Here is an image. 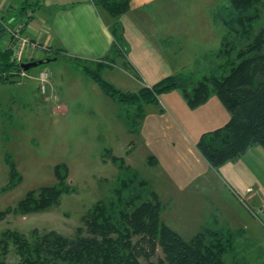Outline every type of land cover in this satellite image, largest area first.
Here are the masks:
<instances>
[{
	"label": "rangeland",
	"instance_id": "rangeland-1",
	"mask_svg": "<svg viewBox=\"0 0 264 264\" xmlns=\"http://www.w3.org/2000/svg\"><path fill=\"white\" fill-rule=\"evenodd\" d=\"M227 3L228 0H170L169 9L165 11L171 34L164 44L168 55L161 53L154 27L149 22L143 25L148 17L135 5L126 23L132 33L126 55L113 61L103 60L106 67L100 74L124 91L150 86L159 78L157 76L190 75L197 81L210 74L219 62L214 54L225 31L221 23L213 22L212 13ZM257 7L259 17L252 27L251 37L264 26V0H258ZM25 13L24 19L18 22L17 8L0 5V24L2 20L5 22V26L1 24L5 38L0 48L8 45L14 53L18 51L20 33L14 36L10 29L14 28L13 23L22 25L30 21L31 12ZM30 51L41 54L38 58L50 53L37 43L34 47L25 45L23 62L38 59L28 57ZM82 64L92 65L93 62L68 54L32 67L26 75L16 71L1 74L6 81L0 80V237L5 229L26 235L33 229H55L72 235L81 225L80 217L93 203L110 198L121 176L136 173L159 195L163 204L161 221L184 239L200 229L207 216L215 215L221 226L244 228L233 252L237 254L238 264H263L264 227L236 200L230 187L220 182L222 179H218L215 172L217 168L194 173L193 167L190 170L183 167L192 162L193 155L200 157L193 149L199 138L196 127H188L182 120L191 113V108L187 104L181 108L174 101L172 105L164 101L167 111H158L150 104L144 106L148 115L146 121L149 120L144 124H158L156 128L161 132L171 130L179 148L186 150L175 155L176 161H170L167 171L163 164L150 163L152 146L149 147L142 135L126 130L117 117V104L82 71ZM157 68L161 75L156 73ZM43 70L49 75L45 93L40 92L36 78ZM151 111L154 112L151 114ZM171 116L177 121L176 127L171 124ZM255 147L261 155L258 152L256 157L246 156L248 159L242 160L254 175L249 186L264 197V149ZM112 155L122 159V173L118 163L111 160ZM56 166L66 169L68 186L59 201L26 214L14 211L28 192L57 184ZM179 177L184 181L179 182ZM217 181L222 186L219 192L215 187ZM155 255H161L158 248ZM224 259L226 264H237L233 254H226ZM6 261L19 264L12 245Z\"/></svg>",
	"mask_w": 264,
	"mask_h": 264
},
{
	"label": "trees",
	"instance_id": "trees-1",
	"mask_svg": "<svg viewBox=\"0 0 264 264\" xmlns=\"http://www.w3.org/2000/svg\"><path fill=\"white\" fill-rule=\"evenodd\" d=\"M129 1L94 0L95 5L114 19L109 26L113 37L111 54L92 65H81L82 71L117 104V117L126 130L138 133L144 106L157 103L161 93L178 88L190 108L215 95L229 113L223 126L203 132L197 140V149L211 167L218 168L239 157L249 147L257 145L264 149V26L250 36L259 17L258 0H228L227 5H221L212 13L213 22L221 23L225 31L214 54L219 62L210 74L197 81L190 75H168L137 91H124L104 79L100 72L106 67L103 60L113 61L127 52L118 18L128 10ZM38 7L37 2L20 5L18 19ZM1 24L5 26L3 20ZM1 24L0 42L5 38ZM57 56H65L64 51L53 49L42 58ZM11 57V48H0L2 82L6 81L2 73L22 70L21 63L11 61ZM149 159L150 163H156L153 155ZM111 160L118 163L122 173V159L112 155ZM55 172L57 184L28 192L14 211L26 214L57 203L68 186L65 184L66 169L56 166ZM134 174L136 176H121L110 198L93 203L80 217L81 225L72 235L55 229H33L29 235L3 230L0 264H8L6 257L10 245L19 264H226V254H233L238 264L237 254L233 252L237 239L243 236L242 230L213 221L184 239L161 221L163 204L158 194L148 187L146 179ZM157 248L160 256L155 255Z\"/></svg>",
	"mask_w": 264,
	"mask_h": 264
},
{
	"label": "crops",
	"instance_id": "crops-1",
	"mask_svg": "<svg viewBox=\"0 0 264 264\" xmlns=\"http://www.w3.org/2000/svg\"><path fill=\"white\" fill-rule=\"evenodd\" d=\"M32 2H37L39 7L31 12L30 21H26L22 29V33L25 37L32 42L49 50L61 49L64 51V55L67 56L69 54L84 62H94L111 54L113 37L109 30V26L113 23L114 19L102 7L95 5L94 0H0V5L2 7L6 6V8H17L20 5ZM135 5H138L146 14L145 16L148 17L147 21H143V25L149 22L154 27L156 34L155 39L160 46L161 53L168 55L165 51L166 47L164 44L171 34L170 30L167 29L169 28L170 21L169 19H165V11L167 7L169 9L168 5H170V0L129 1L128 10L118 18L123 28L122 38L127 46L132 43L129 37L132 33L128 30V24L126 23ZM151 18H153V20H151ZM22 19L24 18L21 17L18 21ZM27 55L28 57L37 58L41 56V54L36 55L32 53V51L27 52ZM167 58H169V56ZM160 71L161 70L157 68L156 73L159 74ZM157 77L159 78H157L155 82L162 78L161 76ZM164 101H169L168 105H172V101H174V103L181 108L187 104L182 91L178 88L161 93L158 96L157 103H151L150 105H154L158 111H167L168 106ZM176 101H178V103ZM145 108L138 135L140 134L146 139L149 147L152 146L150 153L155 157L156 163L163 164V167L168 171V168L171 166L170 161H176L175 155L180 152H185L186 150L183 151L179 148L178 140L173 138L171 130L161 132L158 127L156 128L158 124H151L150 126L149 124H144L148 116ZM190 110L191 113H187L182 120H184L188 127H196V132H198L199 137L203 132L223 126L229 119L228 111L220 100L213 95H210L205 102ZM153 112L154 111H151V114ZM153 116L157 117L156 115ZM151 120L156 122V119ZM146 122H149V120ZM176 122L174 117L171 116V124L176 127ZM182 140L185 141L184 139ZM190 146L193 147L192 145ZM191 147L188 148L191 149ZM193 149L197 150L194 152H198V154H200L198 156L200 157H194L193 155L192 162L184 164V169L190 170V167H193L194 173H201L211 169L214 170L199 152L196 145ZM192 152L191 150V153ZM256 154L261 155V151L257 147L252 146L247 148L239 157L229 160L219 166L217 170H215L217 178H221L222 180H220V182L230 187L232 192H244L246 188L250 187L249 182L252 181L251 178L254 177V175L251 169L244 164L242 158H246V156L256 157ZM247 159L248 158H246L245 161ZM186 165L189 167L185 168ZM183 181L184 179L179 177V182ZM179 184V186H183L182 183ZM215 187L218 192L222 190L219 181H217V186ZM247 198L255 208L264 206V197L258 190H254L253 193L248 194ZM235 204L237 205V203ZM217 217L218 216L215 215L207 216L206 222H204L201 227L213 221H217L219 224L220 220ZM235 229H240L244 232V228L241 226ZM262 262L264 264V261Z\"/></svg>",
	"mask_w": 264,
	"mask_h": 264
},
{
	"label": "built area",
	"instance_id": "built-area-1",
	"mask_svg": "<svg viewBox=\"0 0 264 264\" xmlns=\"http://www.w3.org/2000/svg\"><path fill=\"white\" fill-rule=\"evenodd\" d=\"M20 22V21H18ZM14 28L10 29L11 32L10 34H13L14 36H18V33H20L19 36V45H18V51L16 53L13 52L12 50V57H11V61H15L17 63H22L23 61L21 60V56L23 53V47L25 45H31L32 47H34L35 43L34 42H30V40H28L27 37H25V35L21 32L23 29L24 24H20L19 23H13ZM22 34V35H21ZM8 45H5V49L8 48ZM11 48V47H9ZM12 49V48H11ZM26 53V52H25ZM27 71H23L21 70L20 74L21 75H26ZM48 74L46 71H40L37 75V80H38V86L40 89L41 93H45L47 91V83H48ZM254 190L251 187H248L245 189L244 192H235V196L238 199V201L249 211V213L255 217L264 227V206H259L257 208L253 207V205L251 204V202L248 200L247 195L250 193H253Z\"/></svg>",
	"mask_w": 264,
	"mask_h": 264
},
{
	"label": "water",
	"instance_id": "water-1",
	"mask_svg": "<svg viewBox=\"0 0 264 264\" xmlns=\"http://www.w3.org/2000/svg\"><path fill=\"white\" fill-rule=\"evenodd\" d=\"M54 59V57L52 58H38L35 60H31V61H26V62H22L20 64V67L23 71H27L28 69L32 68V67H36L38 65L44 64L49 62L50 60Z\"/></svg>",
	"mask_w": 264,
	"mask_h": 264
}]
</instances>
